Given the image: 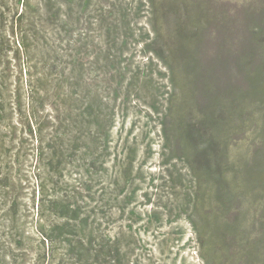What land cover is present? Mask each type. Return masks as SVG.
<instances>
[{"label":"rangeland","instance_id":"374dc122","mask_svg":"<svg viewBox=\"0 0 264 264\" xmlns=\"http://www.w3.org/2000/svg\"><path fill=\"white\" fill-rule=\"evenodd\" d=\"M139 1L115 0V20L129 14L133 32L121 24L114 34L117 40L103 45L101 25L97 31L96 26L90 28L86 45L75 48L84 67L71 66L62 94L70 111L61 107L62 98H46L38 106L40 127L34 135L26 109L20 111L21 73L13 52L8 54L11 65L3 63L9 76L0 92V264H60L61 256L55 254L65 252L73 259L65 258L66 264L95 263L94 256L77 248L73 253L49 249V242L46 260L38 259L40 231L53 224L49 200L62 202L63 197L78 204L80 220L89 219L95 235L119 249L110 254L111 264H231V254L239 251L236 233L229 231V240L221 234L227 221L240 224L254 215L258 198L253 195L249 201L252 195L244 182L258 134L257 118L251 119L254 111L242 96L239 64L249 30L256 26L257 0H153L149 40L138 36L147 15L145 9L138 12ZM166 1L182 8L192 1L210 6L192 13L194 29L202 34L189 44L188 62L173 53V26L160 24ZM181 12L185 19L187 13ZM104 18L111 20L108 14ZM44 47L24 54L26 62L33 58L39 64L31 69L33 75L48 71L40 54ZM201 69L236 90L218 100L223 124L214 131L231 183L227 209L218 197V183L191 164L183 134H176L187 122H202L206 114L205 97L191 85ZM38 99L43 101L42 96ZM55 116L60 117L58 123L49 120ZM54 149L65 156L52 160ZM13 200L17 217L9 212ZM81 236L88 240L91 235ZM77 241L74 238V245Z\"/></svg>","mask_w":264,"mask_h":264},{"label":"trees","instance_id":"16d2710c","mask_svg":"<svg viewBox=\"0 0 264 264\" xmlns=\"http://www.w3.org/2000/svg\"><path fill=\"white\" fill-rule=\"evenodd\" d=\"M155 6L153 0H140L138 3V12L145 9L147 13L142 35L141 30L138 31L140 34L138 36L141 38L143 36L142 40L145 38L149 40L148 18L150 9ZM161 6V26L163 24L172 25L175 31V34L170 36L176 47L173 53L182 57L184 62H188L191 58L189 44L198 42L202 34L201 29H194L192 13H194V8L199 9L205 6L209 8L210 6L206 3L199 4L197 1L185 3L184 8L181 7V3L170 1L163 2ZM256 6V26L249 30L247 50L243 52V57L241 56L243 63L241 61L239 64L245 84L242 96L247 99V102L251 104V110L254 111L251 119L256 120L257 118L255 132L258 134L255 149L257 152L246 163L244 182L249 186V192L252 195L249 201H252L253 195H257L258 198L255 200L257 204L254 208V215L240 224L233 219L227 221L226 232L221 234L224 239L229 240V231L236 233L235 240L239 251L231 254V260L235 264H264V0H257L253 8ZM115 11V0H0V92L3 94L1 84L3 85L9 76L7 70L3 69V63L7 61L11 65V61H8V54L13 52L15 68H19L21 73L20 89L18 88L21 94L20 111L22 112V108L26 109L25 119L31 135H34L36 126L40 127V121H37L38 106L43 105L46 98L54 97L55 100L62 98L61 107L65 106V110L70 111L68 106L70 102L67 104L62 94L68 89L65 82L70 79L71 66L78 64L79 67H84L83 58L76 51L86 45L91 32L90 28L96 26L95 31H97V26L101 25L99 27L101 32L104 29L103 38L100 37L103 45L111 40H117L114 34L119 33L121 24L125 25L128 31H134L133 23L129 21L130 15L124 13L120 19L115 20ZM181 11L187 13L185 19ZM105 14H108L111 20L109 18L108 21L105 20ZM40 45L45 46L40 54L46 62L48 71L44 72L43 69L41 75L37 76L33 75L31 69L36 66L39 68L38 62L34 63L33 58L26 62L23 57L26 52L28 55L30 52H38ZM78 46L80 47L75 51ZM222 59L225 60L224 57ZM187 64L190 66L191 63ZM65 66L70 68H64ZM25 68H27L28 77L23 78ZM198 69H200L199 66ZM198 71L199 73L195 74L194 79L191 80V85L205 97L204 112L206 114L202 122H187L185 126L177 128L176 134L179 138H181V133L183 134L190 149L191 164L203 175L209 176L218 183V197L223 202V208L227 209L230 195L228 188L231 183L223 170L224 155L221 154L222 150L214 131L223 124V115L217 111L218 100L228 92L229 95H235L236 90L231 89L230 86L224 87L219 75H206L203 73L207 72L204 69ZM207 86L211 89L208 90ZM51 89L54 92H50ZM41 96L43 101L38 99ZM61 107L53 106L55 109H61ZM59 119L60 117L55 116L49 120L58 123ZM63 152V150L54 149L52 160H61ZM65 199L63 197L64 202L56 199L49 200V211L53 224L47 227L48 231L45 229L40 231L43 239L38 243L40 247L38 248V259L46 260V242H49L51 245L49 249L56 246L55 250L68 248L67 251L73 253V250L77 248L88 256H94V264H111L110 254L118 252L119 249L104 237L95 235L96 230L93 223L89 219L80 220L81 212L78 204H69L66 201L68 199ZM13 202L14 205L11 206L9 212L17 217L19 215V209L16 207L17 201L13 200ZM87 232L91 235L88 240L81 236V233L86 234ZM74 238L78 239L76 245H74ZM18 247L20 248L21 245ZM233 248V245H229V252L230 250L233 252ZM55 255L61 256L60 264H66L65 258L69 259L68 261L73 260L66 252ZM77 264L84 263L78 260Z\"/></svg>","mask_w":264,"mask_h":264}]
</instances>
